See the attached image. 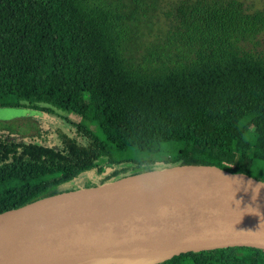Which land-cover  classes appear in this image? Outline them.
<instances>
[{
    "label": "trees",
    "instance_id": "16d2710c",
    "mask_svg": "<svg viewBox=\"0 0 264 264\" xmlns=\"http://www.w3.org/2000/svg\"><path fill=\"white\" fill-rule=\"evenodd\" d=\"M128 1L0 0V107L72 112L101 133L75 126L48 143L0 136V214L78 190L82 177L90 188L183 165L250 176L264 162L250 144L259 138L264 150V55L240 46L264 31V9L181 2L166 43L139 59L143 0ZM174 140L182 142L174 157L150 158ZM128 150L136 160L120 158ZM146 264H264V250L187 252Z\"/></svg>",
    "mask_w": 264,
    "mask_h": 264
},
{
    "label": "water",
    "instance_id": "95a60500",
    "mask_svg": "<svg viewBox=\"0 0 264 264\" xmlns=\"http://www.w3.org/2000/svg\"><path fill=\"white\" fill-rule=\"evenodd\" d=\"M22 111L35 112L0 107V120L25 116ZM150 245L167 247L147 256L150 261L231 247L264 250V183L214 166L183 165L0 214V264H60Z\"/></svg>",
    "mask_w": 264,
    "mask_h": 264
},
{
    "label": "rangeland",
    "instance_id": "374dc122",
    "mask_svg": "<svg viewBox=\"0 0 264 264\" xmlns=\"http://www.w3.org/2000/svg\"><path fill=\"white\" fill-rule=\"evenodd\" d=\"M184 1L194 0H158L157 7L152 11L149 9L151 0H143L142 11L139 12L138 17L141 20L139 24V33L142 37L138 41V52L136 56L141 59L146 55V50L151 48L153 45H164L167 40V32L169 24L172 20L175 7ZM245 10L248 13H253L257 10L264 9V0H240ZM126 5H129L130 1L124 0ZM145 13V14H144ZM242 48L250 51L254 54L264 55V31L258 34L254 39L240 44ZM14 104V102H9ZM25 116H17L10 120H0V136L7 137L12 140H37L43 143H48L49 140L54 142L56 138V131L68 132L70 129H74L75 126H81L88 128L95 132L98 136L101 134L96 123L83 119L82 117L67 111L58 110L52 108L50 114L37 112L29 114L26 111H22ZM182 142L174 140L168 143H164L158 149H154L150 152V158H155L161 155H168L174 157L177 151L180 149ZM262 141L259 138H252L250 141L251 149L254 151L262 145ZM136 160L137 152L134 150H128L124 156L120 158ZM109 172L110 167H107ZM264 164H260L258 170L250 173V177L264 183ZM86 177L80 178L76 182V186L80 188H86ZM6 188V185H0V190ZM160 254L151 252H130V253H115L108 255H101L91 259H76L71 260V263H60V264H118L117 262H128L132 264L139 262V264L147 263L149 255ZM207 260V257H205Z\"/></svg>",
    "mask_w": 264,
    "mask_h": 264
},
{
    "label": "bare ground",
    "instance_id": "6f19581e",
    "mask_svg": "<svg viewBox=\"0 0 264 264\" xmlns=\"http://www.w3.org/2000/svg\"><path fill=\"white\" fill-rule=\"evenodd\" d=\"M165 248H167V247H159L156 245H150V246H145V247H138L136 249H131V250L125 251V252L130 253V252L140 251V252H153L154 253V252H159ZM71 262H72L71 260H68V261H65L63 263H71Z\"/></svg>",
    "mask_w": 264,
    "mask_h": 264
},
{
    "label": "crops",
    "instance_id": "0c3cea01",
    "mask_svg": "<svg viewBox=\"0 0 264 264\" xmlns=\"http://www.w3.org/2000/svg\"><path fill=\"white\" fill-rule=\"evenodd\" d=\"M263 154H264V150L259 151L258 153H255V152H254L253 156L256 157V158H258V157H259V158H262V157H263ZM259 163H260V164H264V162H261V161H260ZM260 164H259V166H260ZM257 170H258V168H257V169H253L252 172H255V171H257ZM259 173H263V172H259ZM263 174H264V173H263Z\"/></svg>",
    "mask_w": 264,
    "mask_h": 264
}]
</instances>
